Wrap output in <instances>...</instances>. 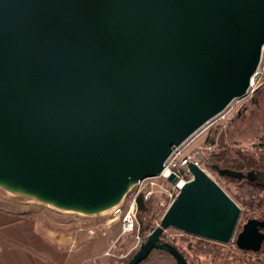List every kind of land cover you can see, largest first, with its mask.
Wrapping results in <instances>:
<instances>
[{
    "label": "water",
    "instance_id": "obj_1",
    "mask_svg": "<svg viewBox=\"0 0 264 264\" xmlns=\"http://www.w3.org/2000/svg\"><path fill=\"white\" fill-rule=\"evenodd\" d=\"M264 49V0H0V188L83 216L111 213L173 150L246 97ZM161 235L258 253L264 219L192 162ZM264 189V171L216 168ZM168 181L175 184L171 174Z\"/></svg>",
    "mask_w": 264,
    "mask_h": 264
},
{
    "label": "rangeland",
    "instance_id": "obj_2",
    "mask_svg": "<svg viewBox=\"0 0 264 264\" xmlns=\"http://www.w3.org/2000/svg\"><path fill=\"white\" fill-rule=\"evenodd\" d=\"M254 85L255 90L261 87V93L256 96V104L251 102L255 90L252 96L235 100L222 113L203 125L188 140L179 146L178 150L175 152V154L178 153L176 157L180 159L184 156L194 155L200 167L216 183V178L204 167L203 163L205 159L217 149L218 138L222 131L225 133V143L230 149L231 154L234 155L238 152L249 153L257 160L261 159L262 156L264 157L262 154L264 151L260 150L261 143H264V53L257 70ZM212 141L215 144H211ZM217 184L223 190L226 187L231 193L237 195L239 202L248 201L245 208H242L241 205L236 203L241 208V216L236 233L240 231L242 224L247 220L245 217L250 215V213L256 212L254 217L250 218L264 219V215L257 211V203L263 193L257 186H251L244 180L227 181L225 179L221 180V185H224V188L219 183ZM132 191L133 189L124 198L125 202L130 198ZM154 191L152 197L156 199L157 214L156 220L154 221L156 227L160 222L161 216L167 209L166 206L160 207L159 203L163 196L160 194L159 188H154ZM0 212L9 214L12 221L17 220L18 222L19 219H23L25 222H31L45 230L57 232L62 241H65V238L69 236L71 232L78 229L84 231L95 230L96 235H105L110 239H117L120 232L117 220L109 222L113 219L111 213L90 217L76 213L63 212L38 203L32 198L13 195L1 188ZM164 233H166V236L168 234L170 237H178L183 234L173 229H168ZM26 237L21 236L20 239H13L10 237V242L16 241V243H18L17 245L25 241H29L30 244L34 242L33 239ZM140 240L141 242L143 241L141 236ZM234 240L233 238L228 245H224L230 248L227 264H236V259L239 257H243L245 264L251 262L264 264V243L258 253L243 255L240 251L235 250ZM135 246L136 239L133 234L122 236L115 242L111 256L102 255L99 259L88 261L87 264H122L119 260H124L133 255L139 247ZM31 248L33 249L34 247H28L26 249ZM59 250L61 251H59L58 261L61 262L64 259V253L62 252V248H59ZM199 264L213 263L211 262L210 256H202L199 259Z\"/></svg>",
    "mask_w": 264,
    "mask_h": 264
},
{
    "label": "trees",
    "instance_id": "obj_3",
    "mask_svg": "<svg viewBox=\"0 0 264 264\" xmlns=\"http://www.w3.org/2000/svg\"><path fill=\"white\" fill-rule=\"evenodd\" d=\"M255 94L251 102L256 104V96L261 93V87L256 89ZM240 115V113H239ZM211 144H215L213 141ZM260 150L264 151V143H261ZM217 150V151H216ZM214 150L204 161V167L216 178L217 183L221 185V180L225 179L227 181H238L231 178L221 177L217 173L216 168L220 169H230L241 171L246 173L250 170H260L264 171V157L257 160L255 157L249 153H235L231 154L230 149L225 143V133L222 131L218 138V147ZM264 155V153H262ZM244 180V179H242ZM246 181V180H244ZM247 182V181H246ZM249 185L256 187V185L248 182ZM222 187L224 185H221ZM258 187V186H257ZM224 188V187H223ZM262 190V195L257 203V211L264 215V189L258 187ZM226 193L242 208H245L248 204L247 202H239L237 195L231 193L226 187L224 188ZM156 199L151 197L144 200L143 195L137 197V217L140 224L139 235L143 241L146 240V237L152 230L156 227L154 221L156 220ZM256 212L250 213L245 219L254 217ZM182 234V233H181ZM161 241L167 242L173 245L178 252L184 257L187 264H199V259L202 256H210L211 262L213 264H227L230 248L221 244H217L208 240L201 238L193 237L190 235L182 234L178 237L166 238V233L161 235ZM236 251H240L236 248ZM243 255L253 254L251 252L240 251ZM132 257L129 256L124 260H119L122 264H126L128 260ZM139 264H177L174 257L166 250L153 249L149 255L141 261ZM236 264H245L243 257L236 259ZM249 264H256V262H251ZM263 264V263H260Z\"/></svg>",
    "mask_w": 264,
    "mask_h": 264
},
{
    "label": "crops",
    "instance_id": "obj_4",
    "mask_svg": "<svg viewBox=\"0 0 264 264\" xmlns=\"http://www.w3.org/2000/svg\"><path fill=\"white\" fill-rule=\"evenodd\" d=\"M0 214V264H87L90 260L99 259L116 239L98 236L95 230L78 229L62 241L57 232L23 219L12 221L9 214ZM21 236H27L34 242L25 241L20 245L16 241L10 242V237L20 239ZM28 247L34 248L26 249ZM59 248L64 253L61 262L58 261Z\"/></svg>",
    "mask_w": 264,
    "mask_h": 264
},
{
    "label": "built area",
    "instance_id": "obj_5",
    "mask_svg": "<svg viewBox=\"0 0 264 264\" xmlns=\"http://www.w3.org/2000/svg\"><path fill=\"white\" fill-rule=\"evenodd\" d=\"M264 53V49H263ZM263 55V54H262ZM257 75V74H256ZM255 78L251 82L250 88L248 90L247 96H252L255 90ZM210 148V147H209ZM178 147L175 148L170 155V157L165 162L160 174L153 178H147L138 182L132 189V193L127 202L123 201L121 205L112 210L111 215L112 220H117L119 223L120 233L116 240H114L110 247L104 252V256H111L112 249L114 248L115 242L118 238L126 235L133 234L136 239V246L141 243L139 235V221L137 217V197L143 195L144 200L149 199L154 194V188H159L160 194H162V199L160 201V207H165L166 209L175 200L180 187L187 181L191 179V176L187 170V164L189 162L194 163L200 167L199 163L196 161L194 155L184 156L178 159L175 154ZM201 168V167H200ZM202 169V168H201ZM173 174L177 178V183L173 184L168 181L169 176ZM131 189V190H132ZM130 190V191H131ZM163 216V215H162ZM161 216V217H162ZM161 219V218H160ZM170 236L167 234L166 238Z\"/></svg>",
    "mask_w": 264,
    "mask_h": 264
},
{
    "label": "bare ground",
    "instance_id": "obj_6",
    "mask_svg": "<svg viewBox=\"0 0 264 264\" xmlns=\"http://www.w3.org/2000/svg\"><path fill=\"white\" fill-rule=\"evenodd\" d=\"M234 101H235V100H234ZM234 101H232L231 104H232ZM231 104H230V105H231ZM230 105H229V106H230Z\"/></svg>",
    "mask_w": 264,
    "mask_h": 264
}]
</instances>
